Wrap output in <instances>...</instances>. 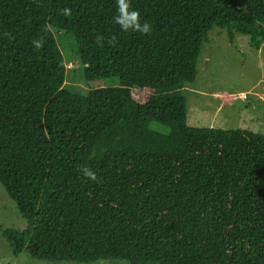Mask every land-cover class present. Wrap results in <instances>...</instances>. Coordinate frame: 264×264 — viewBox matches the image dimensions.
I'll use <instances>...</instances> for the list:
<instances>
[{
    "label": "trees",
    "instance_id": "obj_1",
    "mask_svg": "<svg viewBox=\"0 0 264 264\" xmlns=\"http://www.w3.org/2000/svg\"><path fill=\"white\" fill-rule=\"evenodd\" d=\"M217 26L264 42V0H0V232L47 262L264 264V134L187 123ZM52 28L87 83L63 87ZM156 122L167 133L153 130Z\"/></svg>",
    "mask_w": 264,
    "mask_h": 264
},
{
    "label": "rangeland",
    "instance_id": "obj_2",
    "mask_svg": "<svg viewBox=\"0 0 264 264\" xmlns=\"http://www.w3.org/2000/svg\"><path fill=\"white\" fill-rule=\"evenodd\" d=\"M63 54L66 69L63 87L85 94L107 81L87 83L83 65L74 49L72 34L52 28ZM249 38L235 35L230 41L226 29L213 26L207 33L197 61V75L183 88L187 123L195 127L246 128L264 134V42L259 49L249 46ZM150 127L167 133L168 127L152 122ZM26 221L0 184V227L21 230ZM0 264H76L47 262L31 258L26 251L12 253L0 232ZM82 264H128L123 260H100Z\"/></svg>",
    "mask_w": 264,
    "mask_h": 264
}]
</instances>
